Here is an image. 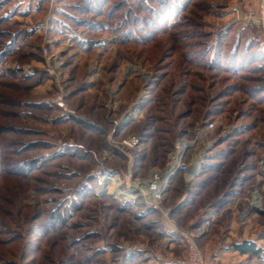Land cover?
<instances>
[{"label":"rangeland","instance_id":"1","mask_svg":"<svg viewBox=\"0 0 264 264\" xmlns=\"http://www.w3.org/2000/svg\"><path fill=\"white\" fill-rule=\"evenodd\" d=\"M181 140L193 179L127 196ZM181 233L264 264V0H0V264L178 263Z\"/></svg>","mask_w":264,"mask_h":264},{"label":"built area","instance_id":"2","mask_svg":"<svg viewBox=\"0 0 264 264\" xmlns=\"http://www.w3.org/2000/svg\"><path fill=\"white\" fill-rule=\"evenodd\" d=\"M135 141V138L131 137V139L124 141V143L127 146H130L131 144H134ZM185 142L186 141L181 140L177 143L178 145L175 151L170 155L168 163L162 170L154 169L151 172V175L143 181L145 189H147L146 191H143V189L140 188L133 189L140 191L141 195L145 198L147 205L153 208H158V204L168 187L170 179L175 175L182 173L184 180L189 182L200 170L204 154L200 152L197 155L192 156L190 161H184V151L186 150L187 145H191V143L187 142L186 144ZM136 183L138 184L139 182ZM125 184L128 185L127 180H125ZM132 185L127 186L126 193ZM133 190H130V192L127 193V196H130L129 194ZM181 240L185 247V256L182 261H178V264H214L213 260L207 258L203 254L194 236L188 233H181Z\"/></svg>","mask_w":264,"mask_h":264},{"label":"trees","instance_id":"3","mask_svg":"<svg viewBox=\"0 0 264 264\" xmlns=\"http://www.w3.org/2000/svg\"><path fill=\"white\" fill-rule=\"evenodd\" d=\"M233 248L235 251L242 255H252V256H257L261 257L262 251L261 248L258 247L255 242L251 240H243L238 243H233ZM166 264H178V263H166ZM238 264H253V263H247V262H241Z\"/></svg>","mask_w":264,"mask_h":264},{"label":"bare ground","instance_id":"4","mask_svg":"<svg viewBox=\"0 0 264 264\" xmlns=\"http://www.w3.org/2000/svg\"><path fill=\"white\" fill-rule=\"evenodd\" d=\"M185 143L187 144V142H185ZM188 174H190V173H188ZM137 188L143 189V191L147 190V189H145L144 182H139L138 184L135 183L134 185L130 186L128 191L133 190V189H137Z\"/></svg>","mask_w":264,"mask_h":264}]
</instances>
